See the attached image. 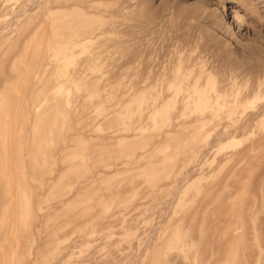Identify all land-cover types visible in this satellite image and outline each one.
I'll return each mask as SVG.
<instances>
[{
  "label": "rangeland",
  "instance_id": "1",
  "mask_svg": "<svg viewBox=\"0 0 264 264\" xmlns=\"http://www.w3.org/2000/svg\"><path fill=\"white\" fill-rule=\"evenodd\" d=\"M6 27L0 264H264V0H0Z\"/></svg>",
  "mask_w": 264,
  "mask_h": 264
},
{
  "label": "bare ground",
  "instance_id": "2",
  "mask_svg": "<svg viewBox=\"0 0 264 264\" xmlns=\"http://www.w3.org/2000/svg\"><path fill=\"white\" fill-rule=\"evenodd\" d=\"M38 1H40V0H38ZM37 2V1H36ZM39 2H37V4H38ZM34 6H35V4H34ZM22 20V19H21ZM20 21V20H19ZM16 23V22H15ZM18 23V22H17ZM8 26V25H7ZM9 27H11V26H9ZM9 27L6 29V30H4L3 29V31H0L1 33H3L2 35L0 34V38L2 39V38H4V37H6V35L8 34V32H7V30L9 29ZM14 28V27H13ZM197 92V91H196ZM189 96V95H188ZM204 98V97H203ZM208 98V97H207ZM206 98V99H207ZM166 99V98H165ZM164 99V100H165ZM167 99H169V97L167 98ZM160 103H162V102H160ZM203 103V102H202ZM189 105V104H188ZM187 106V105H186ZM185 106V107H186ZM183 109V108H182ZM181 109V110H182ZM180 110V111H181ZM262 111H263V113H264V108L262 109ZM182 112V111H181ZM180 112V113H181ZM179 113V114H180ZM188 113V112H187ZM181 115V114H180ZM211 115V114H210ZM258 117V116H257ZM253 119V118H252ZM89 182H87V183H85L86 185L88 184ZM86 185H84L85 187H86ZM89 186V185H88ZM81 192V191H80ZM82 193V192H81ZM75 194H77V192L75 193ZM80 194V193H79ZM66 202H67V200H65V202H62V207H65V205H66ZM52 214H47L46 216H44L43 217V222H46L47 223V219L48 218H53V216H55V214L53 215V216H51ZM93 215V214H92ZM57 216V215H56ZM56 218V217H55ZM59 220V219H58ZM53 221V220H52ZM67 226L68 225H70V226H72V229H74V230H78L80 227H82V225H83V221H80V220H77L76 219V217H75V220H72V221H65L64 222ZM4 248V247H3ZM50 251V250H49ZM263 258V257H262Z\"/></svg>",
  "mask_w": 264,
  "mask_h": 264
}]
</instances>
